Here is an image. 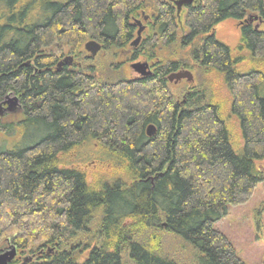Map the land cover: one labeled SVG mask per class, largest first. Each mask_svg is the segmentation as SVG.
<instances>
[{"label":"trees","instance_id":"trees-1","mask_svg":"<svg viewBox=\"0 0 264 264\" xmlns=\"http://www.w3.org/2000/svg\"><path fill=\"white\" fill-rule=\"evenodd\" d=\"M171 2L0 0V103L13 92L21 115L0 124L7 135L19 128L21 139L0 148V241L15 251L6 264H244L214 221L262 181L264 75L239 63L264 65V31L241 24L237 50L245 55L238 57L214 27L264 17V0H193L181 25ZM141 10L146 35L130 59L156 60L146 78L116 76L121 65L101 60L97 71L77 62L57 70L58 57L45 52L58 41L82 60L92 38L102 43L100 59L130 43V18ZM194 65L195 84L173 101L169 76ZM209 74L227 89V113L202 77ZM149 123L157 128L150 136ZM74 153L117 170L88 181L79 168L60 165ZM150 230L181 240L185 259L160 252Z\"/></svg>","mask_w":264,"mask_h":264},{"label":"rangeland","instance_id":"rangeland-1","mask_svg":"<svg viewBox=\"0 0 264 264\" xmlns=\"http://www.w3.org/2000/svg\"><path fill=\"white\" fill-rule=\"evenodd\" d=\"M25 2V0H23ZM35 2V0H27V3L29 2ZM64 2L65 0H60ZM33 5V4H32ZM31 5V6H32ZM38 5V4H37ZM34 6V8L31 7L29 9L31 11L30 18L34 15V13H39V8ZM39 6V5H38ZM33 11V12H32ZM185 9H181L180 11V25L181 22L183 23V15H184ZM146 13V12H145ZM138 15V20H142L141 14ZM264 20V17H262ZM247 22V21H245ZM257 22H254L255 24ZM147 24V23H146ZM251 24V23H250ZM259 30L264 31V21L258 25ZM146 30V29H145ZM184 27L180 30L181 32H184ZM214 33L215 37L223 42L224 44L228 45L233 54L235 56H242L245 55L244 52L237 50V45L239 43L240 39V32H239V22L232 19H225L220 22H218L214 27ZM146 35V31L142 34V37ZM92 38L85 39L84 42ZM143 39V38H142ZM83 42V43H84ZM60 47V52L58 51ZM121 49H115L114 52L112 50H108L107 52H103L100 56V59L96 58L95 56H91L90 53L84 52L83 55H81L82 60H75L72 53H68L67 48L59 43L58 41L54 42L51 46L45 49V52L47 54L53 53L57 57H66L68 55L73 57L72 64L77 63H85L86 65L91 64V66L95 67V71L99 68V61H109L110 64L119 66L121 65V68L117 71V74L114 73L116 76L121 75L123 78H135L134 75H136V72L133 70L131 65H134L136 63L141 62L140 58L137 60H125V56L121 55L120 52ZM56 52V53H54ZM107 54V55H106ZM94 58L92 60H88L86 57ZM110 57H114L112 60ZM60 61V60H59ZM156 60H154L155 62ZM147 62V68L145 70H152V67L154 62L149 60ZM240 67L243 69L251 67L253 65L255 68L263 70L264 75V65H258L255 63L247 62L245 60H242L239 63ZM186 68H182L179 70H185ZM178 70V71H179ZM191 72L192 74V81L187 82L186 80L179 81L176 85H174L172 82L167 81V88L170 96L172 97V100H176V96L178 95L180 88H187L190 87L194 83L195 75H196V68L193 67L191 69H186ZM175 71V72H178ZM133 75V76H132ZM115 77V76H114ZM202 77H205L206 82L210 83V88L213 93L214 99L218 102L223 103V112L227 113V110H229V94L227 92V89L222 84L220 79H215L213 76L209 75H202ZM117 78V77H115ZM214 79V80H213ZM186 89V90H187ZM16 96V94H13V92H7L4 96L5 101H9V99H13ZM175 97V98H174ZM3 98V99H4ZM15 100H13L9 105L3 104L5 107L2 108V114L0 116V124H10V123H17L21 119L20 110H18V106L13 103ZM16 102V101H15ZM19 105V100H18ZM9 106V107H8ZM20 108V107H19ZM9 110V112L7 111ZM231 125V129L235 135H237L238 143L241 144L242 140L240 137V131L237 126V122L234 118H230V121L228 122ZM0 132V148L8 149L10 146H12L14 143L19 142L18 135L20 133L19 128L14 130L11 135H13V138H10V134H4V128H1ZM6 133V132H5ZM4 134V135H3ZM14 140V141H13ZM81 149L79 151V155L82 153ZM87 150H90V148H87ZM85 153V152H84ZM75 155L77 154H68L65 158L63 156V159L61 160L60 165L65 166L68 164V166H75L76 168H79L80 171L85 172V176L88 181H94L95 179L102 180L103 175H109L112 172H116L114 169L115 165L113 163H107L106 161L104 163H101V165L98 166L99 162L96 160V156L94 154H89L90 157L86 161L85 158H80L79 155L75 158ZM61 159V158H60ZM85 162L84 164L82 162ZM256 168L259 172L262 174V181L258 182L256 187L254 188L252 194L248 197V199L241 203L236 205H228L226 212L223 216H221L218 220L214 221V227L219 230L232 244L234 251L236 255L244 262V264H263L264 262V163L259 162L256 164ZM127 223V222H125ZM152 231V230H150ZM151 234H155V236L159 237V245H160V252L164 253L166 256L176 260L177 262L183 261L184 258V246L185 244L181 243V240H178L175 237H171V235L166 233H160L158 231H152ZM39 244V243H38ZM8 243L5 242V240L0 241V254L3 253V251H7Z\"/></svg>","mask_w":264,"mask_h":264},{"label":"flooded vegetation","instance_id":"flooded-vegetation-1","mask_svg":"<svg viewBox=\"0 0 264 264\" xmlns=\"http://www.w3.org/2000/svg\"><path fill=\"white\" fill-rule=\"evenodd\" d=\"M172 2V5H173V0H171ZM174 6V5H173ZM175 9H176V7H175ZM140 14H141V16H142V20H138V16L136 17V16H132L131 18H130V23H132L133 24V26L135 27V29H134V35H133V38H132V40L130 41V43H128L127 44V46H125V47H123L121 50H120V52H121V55H123V56H125V60H128V59H130V57H131V54H132V51L138 46V44L140 43V41L142 40V38H144V37H142V34L146 31L145 29H146V23H147V20H148V15H146V14H144V11H140ZM259 18H261L260 17V15H259V17H258V19L257 20H259ZM262 19L263 18H261V21H262ZM243 20V19H242ZM253 22H251V24L253 25V27H254V25L255 24H253L254 23V21H256V20H252ZM260 21V20H259ZM264 21V20H263ZM240 23H241V21H239ZM244 23H249V22H244ZM250 24V23H249ZM139 29H141L140 30V33H139V36H138V31H139ZM257 29V28H256ZM138 39L137 40V42L134 44V45H132V43H133V41H135V39ZM93 40H95V41H97L99 44H100V46H101V49H102V43L100 42V41H98L97 39H93ZM61 56L60 57H58V59L56 60V65H57V67H56V69L57 70H59L60 68H62L63 66H70L71 67V65H72V63H70L69 65L68 64H62V65H58L59 64V62L61 61ZM64 58V57H63ZM138 58H140V60H142L141 62H146V60L145 59H143L142 57H138ZM138 58H136V59H133V60H137ZM60 60V61H59ZM71 62H73V60L71 61ZM132 66V68H133V65H131ZM193 67H195V65L193 66ZM192 67V68H193ZM196 68V67H195ZM134 70V69H133ZM135 71V70H134ZM151 72H152V70H151ZM133 76V75H132ZM147 76H150V74H140V73H137L136 72V75H134V77H135V79H137V78H146ZM169 82H172L174 85H176L179 81H170V80H168ZM193 85V84H192ZM14 100L16 101H14L13 103H15V105H17L18 106V110H20V101H19V105H18V100H19V97H18V95H16L15 97H14ZM178 99H177V96H176V100L175 101H177ZM9 107V106H8ZM2 108L4 109L5 107L3 106V102H1L0 103V113H2ZM148 125H152L153 126V133L152 134H155L156 133V125L154 124V123H149ZM148 125H146V127H145V129H144V133H145V135H147V128H148ZM151 134V135H152Z\"/></svg>","mask_w":264,"mask_h":264},{"label":"water","instance_id":"water-1","mask_svg":"<svg viewBox=\"0 0 264 264\" xmlns=\"http://www.w3.org/2000/svg\"><path fill=\"white\" fill-rule=\"evenodd\" d=\"M191 2H192V0H176L174 3L177 6V9L179 10L181 8V5L182 4H187V3H191ZM256 18H257L256 16L249 17L248 21L251 22L252 19L254 20ZM255 28H257V25H255ZM140 30L141 29H139V31ZM139 31H138V36H139ZM137 40L138 39L136 38L135 41H133L132 44H135L137 42ZM84 49L86 51H88L91 56H95L96 53L100 49V44L98 42L94 41V40H90V41H88V42H86L84 44ZM70 60H71V57L68 56V57L64 58L63 62H60L59 64H64V63H67V62L69 63ZM146 67H147L146 62H144V63H137V64H134L133 65V68L137 72H139L140 74H145ZM182 78H185L187 81H192V74H191V72L188 71V70H181V71H179L177 73H174V74H172V75L169 76V79L170 80L174 79L175 81L180 80ZM152 133H153V127L151 125H149L148 128H147V134H148V136H150ZM13 254H14V251H12L9 254V256L1 255L0 256V264H5V262L7 260H9L11 256H13Z\"/></svg>","mask_w":264,"mask_h":264},{"label":"bare ground","instance_id":"bare-ground-1","mask_svg":"<svg viewBox=\"0 0 264 264\" xmlns=\"http://www.w3.org/2000/svg\"><path fill=\"white\" fill-rule=\"evenodd\" d=\"M176 0H173V4L175 5V2ZM175 7H177L176 5H175ZM255 28V27H254ZM139 33H140V31H139ZM132 45H134V44H132ZM147 68V67H146ZM147 72H145V74H146Z\"/></svg>","mask_w":264,"mask_h":264}]
</instances>
